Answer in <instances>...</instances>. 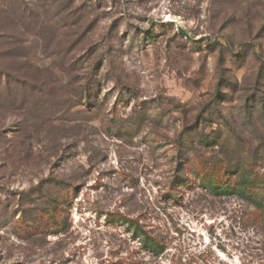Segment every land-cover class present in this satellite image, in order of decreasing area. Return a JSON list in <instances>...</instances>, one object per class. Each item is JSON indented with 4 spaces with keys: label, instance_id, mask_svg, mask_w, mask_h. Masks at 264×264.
Listing matches in <instances>:
<instances>
[{
    "label": "rangeland",
    "instance_id": "1",
    "mask_svg": "<svg viewBox=\"0 0 264 264\" xmlns=\"http://www.w3.org/2000/svg\"><path fill=\"white\" fill-rule=\"evenodd\" d=\"M0 264H264V0H0Z\"/></svg>",
    "mask_w": 264,
    "mask_h": 264
}]
</instances>
